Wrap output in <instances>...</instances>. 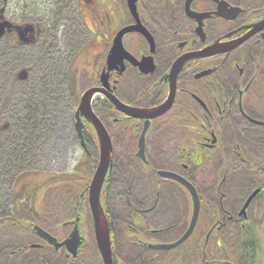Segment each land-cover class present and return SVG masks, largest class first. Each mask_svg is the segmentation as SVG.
Instances as JSON below:
<instances>
[{
	"label": "flooded vegetation",
	"instance_id": "obj_1",
	"mask_svg": "<svg viewBox=\"0 0 264 264\" xmlns=\"http://www.w3.org/2000/svg\"><path fill=\"white\" fill-rule=\"evenodd\" d=\"M90 1L96 3L90 9L102 15L99 27L109 23L114 31L98 38L102 48L86 61L90 80L82 93L104 88L121 102L146 109L165 103L171 87L175 90L171 107L150 122L129 117L105 97L91 103L113 146L100 195L111 264H178L182 259L192 264H264V0H136L139 21L154 38L155 50L138 31L123 36V48L137 61L151 55L154 69L149 73L128 59H123L122 71L120 64L108 70L106 58L116 33L137 22L128 0ZM10 3L0 0V24L14 26L5 28L0 52L49 47L47 40L40 42V24L9 12ZM181 58L184 63L175 72ZM83 137V155L98 158L96 136L87 123ZM98 161L71 205V217L57 227L64 231L54 234L40 224L51 237L32 230L29 244L17 246L5 261L104 264L88 201ZM207 162L215 164L220 182L203 192L193 182ZM230 172L256 174L257 179L226 192L223 184ZM170 173L195 186L200 210L187 240L165 248L176 244L190 222L177 226L171 189L188 192ZM75 234L73 255L67 240Z\"/></svg>",
	"mask_w": 264,
	"mask_h": 264
},
{
	"label": "rangeland",
	"instance_id": "obj_2",
	"mask_svg": "<svg viewBox=\"0 0 264 264\" xmlns=\"http://www.w3.org/2000/svg\"><path fill=\"white\" fill-rule=\"evenodd\" d=\"M11 2L8 11L40 24V42L47 40L50 46L0 52V264H11L5 261L7 255L19 245H28L32 238L16 221L44 226L60 235L64 230L57 227L71 217L73 201L90 180L98 158L83 155L73 114L90 80L87 72L91 66L86 61L102 48L98 38L105 39L114 31L109 23L99 27L102 15L90 9L96 6L95 1ZM21 69L28 74L18 81ZM23 112L35 116L36 130L31 129L32 122L23 129ZM216 171L215 164L207 162L193 183L200 191H208L220 182ZM255 176L230 172L223 191H236L246 180L255 181ZM171 191L177 197L172 208L179 227L189 222L193 207L180 187ZM47 260L51 263L49 257ZM178 264L192 261L182 259Z\"/></svg>",
	"mask_w": 264,
	"mask_h": 264
},
{
	"label": "water",
	"instance_id": "obj_3",
	"mask_svg": "<svg viewBox=\"0 0 264 264\" xmlns=\"http://www.w3.org/2000/svg\"><path fill=\"white\" fill-rule=\"evenodd\" d=\"M136 0H128V7L130 8V12L133 17L137 20L135 25L132 26H126L120 31L116 33V36L114 37L113 45L110 49V52L106 58L108 70L113 69L117 66V64H120V71L123 70V59H128L133 62L134 65L139 66V69L142 70L145 73H149L150 71H153L154 69V62L152 59V56L149 55L147 57H142L140 60H135V58L126 50L123 48V36L127 32H140L147 40L149 41V47L151 49V52L155 50V42L154 38H152L149 31L143 27L139 21V17L137 15V6ZM14 27L11 23H1L0 24V38L4 35L5 28ZM30 26H26L25 30H28ZM20 33V36H22L24 33ZM184 59L181 58L176 63L175 66V72L179 70L181 64ZM18 79L23 80L26 78V70L22 69L18 73ZM106 75L103 74L102 77H105ZM174 87H171V93L169 95V98L166 100L165 103L162 102V104L158 106H154L151 108H137L133 105H128L120 100H118L113 93L110 91L105 90L104 88H90L87 89L82 93V96L79 100L78 107L76 109V112L74 113V127L76 129L77 137H79L81 144L84 146V137H83V130L85 129V123L89 124L96 136V141L99 147V161L96 166V170L91 177V182L88 187L89 190V196L88 201H90V210L93 214V222H94V232L96 233V241L98 243L99 252L102 256L103 263L104 264H111V243L109 238V227H108V221L105 217V212L103 211L100 195H101V187L104 183L105 177L109 170H111V164H112V155H113V146L111 137L108 135L107 130L105 126L100 121L99 117L95 115L93 111V107L91 105L93 99L97 97V95H101L105 97L110 104H112L117 110L122 111L124 114L133 117H145L149 122L153 118H157L162 116V114L167 111L172 103H173V96H174ZM165 174H168L167 172ZM175 181L179 182L186 191L188 192L189 196H191V202H192V213H191V219L189 222V225L187 227V230L184 232V234L179 237V240L176 242V244H171L168 246H164L165 248L168 247H174L179 246V244L183 243L189 235L193 232L195 229L196 222L198 220L199 210H200V199L197 195V191L195 186L184 178L180 177L179 175L169 174ZM258 190H255L252 192L251 196L248 198V200L245 202V206L243 210L249 205V203L252 201L253 197L257 194ZM17 222V221H16ZM22 220H18L17 224L21 225L23 228L28 230L35 231L38 235H43L47 239H49L51 236L48 235L40 226H37L31 222H25L22 223ZM64 243V242H63ZM67 244H70V250L72 251L73 255L76 254V249L78 248L77 244V234L73 235L67 240Z\"/></svg>",
	"mask_w": 264,
	"mask_h": 264
},
{
	"label": "trees",
	"instance_id": "obj_4",
	"mask_svg": "<svg viewBox=\"0 0 264 264\" xmlns=\"http://www.w3.org/2000/svg\"><path fill=\"white\" fill-rule=\"evenodd\" d=\"M25 112H23V120L21 121V123H23L22 124V126H23V129L24 130H27L26 128V126L25 125H29V124H31V122H32V127H31V129H35V127H36V125H37V119L35 118V116L34 117H29L28 116V113H26V114H24ZM25 124V125H24ZM36 130V129H35ZM35 130H34V132H35Z\"/></svg>",
	"mask_w": 264,
	"mask_h": 264
}]
</instances>
